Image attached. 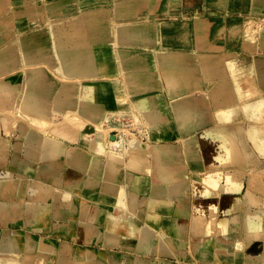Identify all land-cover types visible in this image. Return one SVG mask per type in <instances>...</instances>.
<instances>
[{"label": "crops", "instance_id": "obj_1", "mask_svg": "<svg viewBox=\"0 0 264 264\" xmlns=\"http://www.w3.org/2000/svg\"><path fill=\"white\" fill-rule=\"evenodd\" d=\"M141 3H124L110 11L109 25L103 31L111 30L113 17L115 24L130 16V12L137 13L143 8ZM209 6L208 0H150L148 14L154 15L155 20L114 25L115 41H111L110 33L93 34L91 43L96 47L92 51L105 46L110 62H115L101 76L69 77L60 68L51 66L49 60L38 56L27 62L22 53L17 67L0 75V87L10 89L0 106V264H59L61 259L71 261L70 264H147L132 254L190 257L187 250L190 241L201 264H264V39L260 38L254 51L244 40L233 37L227 25L224 32L213 35L206 17L210 12L244 20L264 16V1L252 0L249 11L224 12L222 8ZM252 11H262V15ZM93 12H86L85 16ZM158 12L165 15H155ZM199 13L206 16L194 18L188 44L171 46L162 39L154 43L144 37V29L151 36L157 33L161 36L159 28L170 23V16L182 19ZM77 20L51 26L49 31H34L37 37L21 41L18 46L23 50L29 40L39 41L36 44L44 54L47 37L43 34L67 28ZM204 57L211 58L214 67L222 66L225 71L212 78ZM250 67L253 73L249 72ZM47 68L54 73H47ZM141 74L150 87L147 92L132 96L131 78H141ZM111 81L126 82L127 92L135 102L150 100L151 109L163 118L156 122V126L162 127V139L144 141L140 152L128 153L124 159L114 155L118 159L110 160L108 155L95 152L94 139L89 138L93 125L99 124L111 109L106 104L115 103L117 97L103 95L105 105L96 112L85 103L84 96L97 85L108 90L120 88ZM33 82L36 85L33 92L43 97L37 106L25 102L31 93L29 83ZM225 82L230 83L231 89L218 92L217 84ZM44 85L50 89L47 91ZM247 93L251 97L244 99ZM120 97L125 98V93ZM61 98L70 100V105L59 107ZM179 107L184 112L180 119ZM65 118H77L83 124L73 135L75 139ZM78 154L87 163L90 160L96 165L97 175L77 164ZM109 163L117 167L123 178L118 187L125 188L126 193L129 190L124 206L118 203L117 195L102 186L106 178H101V171ZM131 178L137 179L134 187L129 184ZM211 178L216 179L214 184ZM91 181L98 184L94 190L90 188ZM174 186H179L182 195L170 193ZM153 187L169 190V194L157 197ZM198 188L200 193L206 189L213 194L192 202L189 195ZM134 198L137 201H131ZM155 199L163 201L151 209V200ZM212 206L214 221L225 218L229 221L222 230L215 227L211 231L206 227L207 223L202 222L210 218L207 215H191L199 207L209 214ZM254 214L259 216L253 219L258 231L250 228ZM83 223L98 233L100 243L92 240V234L80 231ZM128 224L135 227L134 233L127 228ZM141 231L151 235V245L140 243ZM108 236L115 237V245L106 244ZM209 239L208 249L197 243ZM79 240L89 246L75 245ZM92 245L108 250L97 252ZM163 246L169 254H165ZM115 248L124 254L120 256ZM15 253L19 258L15 259ZM155 264L172 262L160 259Z\"/></svg>", "mask_w": 264, "mask_h": 264}, {"label": "bare ground", "instance_id": "obj_2", "mask_svg": "<svg viewBox=\"0 0 264 264\" xmlns=\"http://www.w3.org/2000/svg\"><path fill=\"white\" fill-rule=\"evenodd\" d=\"M8 0H0V6L1 5H6L5 3H7ZM98 1V0H97ZM102 1V0H99ZM174 1V0H173ZM264 1V0H261ZM79 0H53V1H49L47 2V6L44 5L45 8H47L48 10L52 11L53 13H66L67 11L71 10L72 5L74 7L75 4H79L78 3ZM225 2L226 0H208V3L210 6H214V5H219L222 9H225ZM153 3V2H152ZM258 3V2H257ZM263 3V2H262ZM87 4V3H86ZM133 4V3H132ZM261 4V3H260ZM127 5V4H126ZM255 5V4H254ZM263 5V4H262ZM166 6V5H165ZM209 6V7H210ZM44 8L38 7L36 9V11H31L27 8L24 9H17L14 10V12L10 13V16L12 17V19H14L15 17H19L20 15H27V16H38L40 14V12L43 10ZM123 8H121L122 10ZM131 9V8H130ZM135 9V8H134ZM167 9V8H165ZM168 10V9H167ZM126 12V11H125ZM227 12V11H226ZM253 12V11H252ZM260 13V12H259ZM122 14H120L119 16H121ZM207 15V16H206ZM198 14L196 16H188V17H183L182 19L176 18L175 16H170L168 19H170V23L165 25L162 24L159 28V30H161L160 34L162 33V37L159 35V33H157V35H152L148 32L145 31L144 29V37L146 40L150 41V42H160L161 39L164 40L165 45H183V44H188L189 42V36L192 33L193 30V20L194 18H204V16H206L208 19V23H209V27L208 29H210V31L212 32L213 35L217 34L219 32H221L223 30V28H225V26L229 25V27L233 28L230 29L228 32L233 35V37H239L240 39L244 40L247 44V46L249 48H251L252 50L256 51L257 50V45L258 42H260V38L262 37L264 39V29H261V31H253V26H254V21L256 20L255 17L256 16H251L248 19L250 21H252L254 24L252 26V23L249 20H246L245 22H241L242 26H236L235 23L236 19H239L241 17H234V16H229V18H227L226 16L220 15L218 13L215 12H210L208 14ZM258 17V16H257ZM264 18V17H263ZM109 12L105 11V10H99V11H95L93 13L88 14V16L86 17L85 15L82 16V18H80L79 20H77L74 23L69 24V27H65V28H59L57 30H52L51 33L49 32L48 38H50V48H48L47 50H45L46 52L43 54V52L39 49V46L36 44L37 42H33V41H28L25 48H23V50H21L20 46L15 47L14 45L10 46V49H13V51L11 52H7L4 53L0 59V75H4L6 73H8V71L10 72L11 70H13L14 68L17 67V65L19 64L20 60H21V56L23 54V57L25 58V60L27 62H32L35 58H37L38 56L42 57L43 59H47V61L49 60L51 63V66L53 67H57L60 68L62 70V73L66 76L69 77H87V76H101L103 75V73L108 72L110 70V68L114 67L113 63L110 62L111 56L108 55L106 52V48L107 47H102V49L93 52L92 50L96 47L95 45H92L91 41L95 38L93 34H98V33H105V35L107 33H110V35H112V39L111 41H115L116 39V35L114 33V30L111 27L110 31H106L103 29H105L106 27H108L109 23ZM264 20V19H263ZM259 21V20H257ZM251 24H250V23ZM256 22V21H255ZM7 21L5 19L0 18V29L3 28L6 25ZM257 24V23H256ZM54 25V23H53ZM111 25V24H110ZM233 25V26H230ZM50 26V25H49ZM52 26V24H51ZM50 26V27H51ZM55 26V25H54ZM115 27V26H114ZM262 27V26H261ZM156 30V29H155ZM153 30V31H155ZM157 31V30H156ZM257 32H259V36H257ZM79 33H83L82 36H80L81 34ZM170 35V36H169ZM168 36L170 38H168ZM232 37V38H233ZM259 37V40H258ZM40 40V39H39ZM43 40V39H42ZM41 40V41H42ZM106 41V40H105ZM105 41H101L104 42ZM117 43V42H116ZM20 44V42H19ZM22 44L24 45L25 43L22 42ZM264 44V43H263ZM118 46V45H117ZM129 46V45H128ZM264 46V45H263ZM168 47V46H167ZM123 48V47H122ZM98 49V48H97ZM22 53V54H21ZM43 54V55H41ZM56 56V59H55ZM121 56V55H120ZM123 56V55H122ZM119 57V56H118ZM113 58V57H112ZM128 58V57H127ZM165 58V57H164ZM40 60V59H39ZM122 61V60H121ZM204 64H206V70L207 73L211 75L212 78H214L216 75L218 74H222L225 70L224 67L220 66V67H214L212 64L213 62L211 61V58H203ZM120 62V61H119ZM132 62V61H131ZM33 64V63H32ZM122 66V65H121ZM132 66V65H131ZM143 67V66H142ZM117 68V67H116ZM148 68V66H147ZM150 68V66H149ZM130 69V68H129ZM245 69V68H244ZM125 70V69H124ZM233 70V69H232ZM123 72V71H122ZM125 72V71H124ZM230 72V71H229ZM249 72L253 73L254 70L250 67ZM39 73V72H38ZM48 73V72H47ZM52 73V72H51ZM233 73V71H232ZM123 75V74H122ZM40 77V76H39ZM141 78H131V81L129 83V92L132 96H135L137 94H142L147 92V88H149L150 86L147 85L148 81L147 79H145V76L143 74L140 75ZM48 78V77H47ZM91 78V77H90ZM51 79V78H50ZM72 79V78H71ZM234 80V79H233ZM45 82V81H44ZM214 83V82H213ZM44 84V83H43ZM234 84V83H233ZM216 85V83L214 84V86ZM239 88H241V83L238 84ZM45 86V85H44ZM29 87H30V96L26 99V104H31V106H37L39 105L43 100V97L41 98V95L39 96L37 93H34L33 91L36 89V85L33 83H29ZM128 87V86H127ZM41 88V87H40ZM45 88L47 89V91L50 89L49 86H45ZM128 89V88H127ZM231 89V85L229 82H225V83H221V84H217V90H219L218 92L222 93V92H226L228 90ZM10 90V89H9ZM9 90H7V88L5 87H0V106L4 105L5 100L7 99L8 93L10 92ZM211 90V89H210ZM110 91V92H109ZM88 94L84 96V101L85 103H87V105L89 106V108L93 109L94 111H99L102 107V105H105V103H103L102 101V97L103 95H116L117 98L115 103L112 102H108L106 104V106L108 105L109 108H111L108 113H106L104 115V117L101 120V124H99L100 126H97L94 130V140H93V146L92 149L97 152V153H103L105 155H108L109 159H118L116 156L114 155H120L122 159L125 158V156H127L128 153H135V152H140L141 149H143L144 147V139L146 138L149 142L152 140H160L162 139V127L161 126H156V122H161L163 121V118H161L160 115L156 114L152 109H151V103L150 100L147 101H142V102H135V99H132L133 102L131 104V111L134 112V114L137 116V119H141L142 121V126L144 127V129L142 127H138L140 129L141 136L142 137H137L135 135L131 134V138L130 134H125L119 131L118 134V140H117V136L112 135V133L114 131H109L110 134H108V132H105V134H103L102 130L104 124L106 123H110L111 124V129L113 127V129H116L114 126V117H122L124 114L123 112H125L126 108H123V104H122V100L123 97H120V94H122V91L120 88H110L109 90L106 87H103L101 85H97L95 86V88H92L89 92H87ZM233 94V93H232ZM16 95V94H15ZM27 95V94H24ZM22 96V95H21ZM69 97V96H68ZM244 99L251 97V94L247 93L246 95H243ZM48 98V97H47ZM52 98V97H51ZM55 98V97H54ZM240 98V97H239ZM11 99V98H10ZM19 99V98H18ZM25 99V98H24ZM70 100L65 99V98H61V100L57 103L59 107H64L67 105H70ZM49 103V102H48ZM224 103V102H223ZM253 104V103H252ZM250 106V105H249ZM252 106V105H251ZM262 106V105H261ZM257 107V106H256ZM255 107V108H256ZM130 108V107H129ZM250 108V107H249ZM253 110H256V109ZM54 109V107H53ZM260 109V108H259ZM251 110V109H249ZM263 110V109H262ZM67 111V110H66ZM65 111V112H66ZM252 111V110H251ZM69 112V111H68ZM256 112V111H255ZM254 112V113H255ZM258 112V111H257ZM256 112V113H257ZM41 113V112H40ZM69 114V113H68ZM253 114V113H252ZM258 114V113H257ZM70 115V114H69ZM99 115V114H98ZM135 115H133L135 117ZM250 115V114H249ZM255 116V114H253ZM260 115V114H259ZM12 116V115H11ZM184 116V112H183V108L179 107L178 108V118L180 119V117ZM69 117V116H68ZM98 117V116H97ZM251 117V116H250ZM83 118V117H82ZM33 120L37 121L36 117H32ZM66 119V118H65ZM64 119V120H65ZM136 119V120H137ZM41 120V119H40ZM135 120V119H134ZM135 120V122H136ZM137 120V121H138ZM82 122L79 121V119L77 118H67L65 124L68 125L69 127H71V131L72 132V136L76 135V132L79 131L80 127H82L83 125L80 126ZM137 123V122H136ZM140 123V122H139ZM138 123V124H139ZM108 125V124H107ZM136 125V124H135ZM80 126V127H79ZM87 127V126H86ZM137 128V129H138ZM165 128V127H164ZM87 129V128H86ZM110 129V127H109ZM110 129V130H111ZM136 129V128H135ZM105 130V129H104ZM26 131V130H25ZM139 131V130H137ZM68 132V133H70ZM86 133V132H85ZM129 133V132H127ZM242 133V132H241ZM250 133V132H249ZM129 135V136H128ZM164 135V134H163ZM203 136V135H202ZM206 136V135H205ZM231 136V135H230ZM55 137V136H54ZM84 137V136H83ZM245 137V136H244ZM72 139H75V137L73 136ZM35 140V138H34ZM191 140V139H190ZM189 140V141H190ZM242 140V139H241ZM108 141V142H107ZM196 141V140H195ZM223 141V140H222ZM192 142V141H191ZM115 143V145H114ZM199 143V142H198ZM233 143V142H232ZM238 143V142H237ZM243 143V142H242ZM195 144V143H194ZM148 145V144H147ZM197 145V144H196ZM228 145V144H227ZM238 146V145H237ZM240 146V145H239ZM147 147V146H146ZM218 147V146H217ZM224 148V147H223ZM168 149V148H167ZM225 149V148H224ZM189 150V149H188ZM216 150V149H215ZM240 150V149H239ZM86 151V150H85ZM218 152V151H217ZM236 152V151H235ZM165 153V152H164ZM96 154V153H95ZM261 154V153H260ZM83 155V153H82ZM82 155L78 154L76 155L77 161L82 160L81 163H78L79 166H82V168L87 167L89 168L92 173L95 175H97V167L95 164H92V162H90V160L87 163V160H85L86 158H84ZM94 155V154H93ZM114 156V158L112 157ZM258 156V155H257ZM86 157V156H85ZM120 158V157H119ZM202 160V159H201ZM218 160V159H217ZM76 161V162H77ZM230 163V162H227ZM26 165V164H25ZM127 165V164H126ZM139 165V164H138ZM218 165V164H216ZM135 166V165H134ZM26 168V167H25ZM114 168V169H113ZM134 168V167H133ZM107 171H110V174L107 175ZM117 167H113L112 163L106 165L104 171H101V178L105 177L106 180H104V186L105 190L108 191L110 194H114L117 195L118 197V203L122 204L123 206L125 205V203H127V194L126 193V189L124 188H119L118 187V181H122V177L120 176L119 173H117ZM100 173V172H99ZM98 173V174H99ZM161 174H163L161 172ZM100 175V174H99ZM164 175V174H163ZM92 176V177H94ZM107 176V177H106ZM120 176V178H119ZM91 177V176H90ZM130 177V176H129ZM108 178V179H107ZM128 179V178H127ZM164 179V178H163ZM166 179V178H165ZM95 180V179H94ZM97 180V179H96ZM86 181V180H85ZM129 184H131V187L136 186V181L137 179L131 178ZM211 183H215L216 179L215 178H211L210 179ZM100 182V181H99ZM127 182V181H126ZM103 184V183H102ZM115 184V185H114ZM90 188L91 189H95L98 187V184L95 183L94 181H91L89 183ZM138 185V184H137ZM163 185V184H161ZM123 186V185H122ZM159 186V185H158ZM138 187V186H137ZM154 188V187H153ZM211 188V187H210ZM209 188V189H210ZM133 189V188H132ZM152 191H154V193L156 194L157 197H162L166 194H169V190L165 191L161 188H157L154 190L152 189ZM201 189L199 190V188L196 190V192H198L197 194L199 196H203L206 197V195L211 196L213 193L211 191H208L205 189L204 192L200 193ZM65 193V192H64ZM170 193L176 194V195H182V191L180 190L179 186H174L170 189ZM106 194V193H105ZM108 195V193H107ZM171 195V194H170ZM154 197V196H153ZM174 197V196H172ZM182 197V196H181ZM103 198V196H102ZM59 199H57L58 201ZM110 200V198H109ZM137 201L136 198H134V200L131 199V201ZM102 201V200H101ZM141 201V200H140ZM151 209L153 207H158L159 203H161L160 201L163 200H151ZM31 202V201H30ZM141 205V204H140ZM120 206V205H119ZM250 206V205H249ZM118 207V206H117ZM192 209V208H191ZM21 210V209H20ZM200 215L202 214L203 217H205L206 215L210 218L208 219H203L204 222L202 223H207L206 227H210L211 231L212 229H214L215 227L219 228L220 230L223 229V227H225L226 223H229L228 220H226V218L224 220H219V222L214 221L215 220V215L212 214V212L214 211V207L212 206L209 209V214H207V211L205 209H203L202 207H199ZM151 211V210H150ZM182 211V210H181ZM11 212V211H10ZM17 212V211H16ZM250 213V212H249ZM10 214V213H9ZM100 215V214H99ZM259 216L258 214H254V216L251 217V221L252 224L250 226L251 229L253 230H257L258 231V227H257V223L253 220V219H257ZM14 218V217H13ZM182 218V217H181ZM112 220V219H111ZM202 220V221H203ZM206 220V221H205ZM244 223V222H243ZM128 229L131 231V233H134L135 227L132 226L131 224L127 225ZM183 226V225H182ZM143 227V226H142ZM95 228V227H94ZM181 228V227H180ZM142 229V228H141ZM176 229V228H175ZM80 231L81 232H88L89 234H92L94 237V241L96 239V237H98V233L96 231H91V229H89V227L86 224H81L80 226ZM202 231V230H201ZM210 231V230H209ZM210 231V232H211ZM142 232V231H141ZM176 232V231H175ZM223 232V231H222ZM225 232V231H224ZM162 235V234H161ZM222 235V234H221ZM167 236V235H166ZM162 238V237H161ZM92 239V240H93ZM180 239V238H179ZM107 241V245L112 246L115 242V237H111L108 236L106 239ZM151 235L149 233H147L146 231L142 232V238H141V244H146V245H151ZM117 241V240H116ZM97 242V241H96ZM209 240H200L199 242H197L198 244H200L201 247H203V249H208L209 247ZM98 243H100L98 241ZM139 243V242H138ZM163 243V241H162ZM189 243V242H188ZM50 244V243H49ZM116 244V243H115ZM114 244V245H115ZM155 244V243H154ZM184 244V243H183ZM239 244V242H238ZM123 245H128V242H124ZM138 245V244H137ZM168 246V245H166ZM228 246V245H227ZM236 246V245H235ZM238 246V245H237ZM11 247V246H10ZM184 247V246H183ZM229 247V246H228ZM140 248V247H139ZM148 248V247H147ZM163 250L165 252V254H169V250L168 248H166L165 246H163ZM141 251V250H140ZM146 251V250H145ZM148 251V250H147ZM153 252L155 250H152ZM47 254V253H46ZM40 259V258H39ZM87 259V258H86ZM223 259L227 260L230 262V259L228 257H223ZM75 260V259H74ZM98 260V259H97ZM204 260V259H203ZM5 261V259H4ZM40 261V260H39ZM137 261V260H136ZM44 262V261H43ZM71 261H66L65 259H62L61 262L59 264H70ZM227 262V261H226ZM80 262H77L76 264H79ZM2 264H5L4 262H2ZM135 264V263H134Z\"/></svg>", "mask_w": 264, "mask_h": 264}, {"label": "rangeland", "instance_id": "obj_3", "mask_svg": "<svg viewBox=\"0 0 264 264\" xmlns=\"http://www.w3.org/2000/svg\"><path fill=\"white\" fill-rule=\"evenodd\" d=\"M49 1H53V0H8L7 3H5L6 5H1L0 6V18L5 19L7 21L6 25L0 29V55L4 54L5 52H10V46L14 45L15 47H17L19 45V42L21 41H26L28 39H30L31 37H37L38 35H36L34 33V31H37L39 29H46L47 31H49V27L54 26V25H61V24H68L71 20H77L79 17H81L82 15H85L86 12L89 11H99V10H105L108 11L110 13V11H115L117 10L120 6L125 5L124 3H133L134 1H142L141 5H143V8L140 10H137V13L134 12V14H132L130 12V16H126L122 18V22L118 23L116 21V23L114 24V17L112 18V25H116V24H125V25H131L134 23H137L139 21L142 22H150L153 21L155 19H152V17L154 15H152V17L150 16V14H148L149 12V1L150 0H102V1H97V0H79V4H75L74 7L72 5L71 10L67 11L66 13H53L52 11L48 10L47 8L44 7L43 4H45V6H47V2ZM251 2L252 0H231V1H226V4L228 6V9H224V12L228 10V12H233V11H249L250 7H251ZM87 3V4H86ZM43 7L44 9L40 12V14L38 16H27V15H20L19 17H15L14 19H12V17L10 16L11 12H14V10L17 9H24L27 8L31 11H36V9L38 7ZM214 7L216 8H221L219 5H214ZM230 9V10H229ZM222 10V9H221ZM263 11V10H262ZM261 11V12H262ZM261 12H253V14L255 15H262ZM156 14H160V15H165V12H158L155 13ZM110 15V14H109ZM264 15V14H263ZM114 16V14H113ZM76 17V19H75ZM264 16H256L255 17V21L254 23L252 21H250L252 23L253 26V31H261V29H264ZM141 18V19H140ZM143 19V20H142ZM246 20H244L243 18H239L236 19L234 21H236L235 25L237 26H242L241 22H245ZM259 20V21H257ZM249 22V23H250ZM54 23V25H53ZM250 23V24H251ZM257 23V24H256ZM50 25V26H49ZM229 26V25H228ZM233 26V25H230ZM237 26V27H238ZM262 26V27H261ZM233 29L232 27H229V30ZM228 30V31H229ZM225 31V28H223L222 32ZM259 32H257V36H259ZM49 33H46V35L43 34L44 37H47L45 40V44H47V48L46 50L50 47V39L48 38ZM259 40V37H258ZM10 49V50H8ZM47 72L53 74V70L47 68L46 69ZM110 83L115 84L120 86L121 91L125 93L126 97H123L122 100V104H123V108L127 107L125 110V112H123V116L122 117H114V126H116V129H111V124L108 122L106 124H104L102 132L103 134L106 135L105 132H108V134H110L111 131H114L112 133V135L117 136V140H118V134L119 131L123 132L125 131V134H130L131 138V134L139 137L141 136L140 132V127H142L144 129V127L142 126V121L141 119H137V116L134 114V112L131 111V104L133 102L132 98L129 96V93L127 92L128 89L126 87V82L121 81L120 83L118 81H111ZM131 103V104H130ZM130 107V108H129ZM135 115V117L133 116ZM136 122H135V120ZM140 122V123H139ZM139 123V124H138ZM101 124V123H99ZM99 124H94L93 125V130L97 127L100 126ZM108 124V125H107ZM136 124V125H135ZM83 125L82 123L80 124V126ZM79 126V127H80ZM83 127V126H82ZM110 127V129H109ZM140 129H139V128ZM81 128V127H80ZM136 128V129H135ZM138 128V129H137ZM105 129V130H104ZM124 130V131H123ZM139 130V131H137ZM110 131V132H109ZM129 132V133H127ZM129 136V135H128ZM90 139H94V133L89 135ZM144 141H147L146 138H143ZM108 142V141H107ZM82 160L77 161L78 163H81ZM198 192H196L195 190H192L189 197L192 202H197L198 199L201 197L197 194ZM200 212L199 210L193 209L191 211V215L192 216H196L199 215ZM154 231H158L159 230H155ZM90 236V235H89ZM170 238H173V236H169ZM94 241V239H93ZM100 241V238L96 237L95 242ZM75 245H84V246H89V244L85 241H75L74 242ZM97 252H102L105 250H108L106 248H104L101 245H92ZM126 246V245H125ZM187 250H188V256L190 257H185V258H178L176 256L173 257H163V256H159V255H150L148 253H141V254H137V253H133L132 256L134 257H138V258H142L143 260H145L147 262V264H155L157 263L158 260L163 259L165 261H169L172 262V264H201L199 261V256H197L196 252V248H194L191 245V241L188 243L187 246ZM209 247H210V242H209ZM115 251L120 253V256L123 253L122 250H120L119 248H115ZM15 259L19 258L18 253H15ZM62 260V259H61ZM122 261H125L124 257L122 259ZM16 263V262H15ZM13 262H10L9 264H15ZM47 264V263H46ZM82 264V263H79Z\"/></svg>", "mask_w": 264, "mask_h": 264}]
</instances>
